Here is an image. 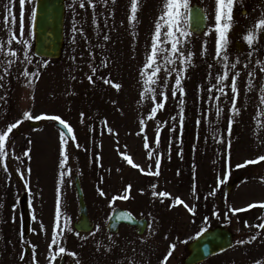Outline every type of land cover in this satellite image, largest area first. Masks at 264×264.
<instances>
[{
  "label": "rangeland",
  "instance_id": "rangeland-1",
  "mask_svg": "<svg viewBox=\"0 0 264 264\" xmlns=\"http://www.w3.org/2000/svg\"><path fill=\"white\" fill-rule=\"evenodd\" d=\"M65 2L63 53L48 60L34 54L36 0H0V264H184L217 226L234 246L202 264H264L262 4ZM75 176L90 233L74 228ZM116 208L146 232L110 233Z\"/></svg>",
  "mask_w": 264,
  "mask_h": 264
},
{
  "label": "water",
  "instance_id": "water-1",
  "mask_svg": "<svg viewBox=\"0 0 264 264\" xmlns=\"http://www.w3.org/2000/svg\"><path fill=\"white\" fill-rule=\"evenodd\" d=\"M65 0H36L33 32H34V54L43 59L58 60L61 58L65 44ZM208 24L207 14L201 6L194 5L188 11V28L195 35H202ZM40 123H31L32 127H38ZM68 138L70 133L63 123H56ZM75 189L79 204V218L74 223L76 231L81 233H90L94 224L89 215L84 192L81 187L78 176L74 178ZM230 187L228 188V193ZM22 228L26 235L31 232V219L28 204V195L25 192L20 198ZM122 226H129L143 235L148 227V221L145 218H137L131 212L125 209L116 208L107 222V229L112 234H117ZM264 228V224L262 226ZM234 246L233 233L223 226H217L205 230L195 240L187 245L189 252L184 264H202L209 258L224 253ZM29 252V247H26ZM65 258L60 264H64Z\"/></svg>",
  "mask_w": 264,
  "mask_h": 264
},
{
  "label": "flooded vegetation",
  "instance_id": "flooded-vegetation-1",
  "mask_svg": "<svg viewBox=\"0 0 264 264\" xmlns=\"http://www.w3.org/2000/svg\"><path fill=\"white\" fill-rule=\"evenodd\" d=\"M248 4L250 5H259L262 4V7L260 8L261 11L258 14V17H262L261 21H264V0H247ZM233 4H235V1L233 2ZM62 262V259L60 260L59 264ZM64 264H68L66 261Z\"/></svg>",
  "mask_w": 264,
  "mask_h": 264
}]
</instances>
